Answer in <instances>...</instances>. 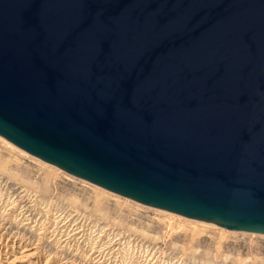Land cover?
<instances>
[{
	"label": "water",
	"instance_id": "1",
	"mask_svg": "<svg viewBox=\"0 0 264 264\" xmlns=\"http://www.w3.org/2000/svg\"><path fill=\"white\" fill-rule=\"evenodd\" d=\"M0 135L141 204L264 234V0H0Z\"/></svg>",
	"mask_w": 264,
	"mask_h": 264
},
{
	"label": "rangeland",
	"instance_id": "2",
	"mask_svg": "<svg viewBox=\"0 0 264 264\" xmlns=\"http://www.w3.org/2000/svg\"><path fill=\"white\" fill-rule=\"evenodd\" d=\"M25 206L32 209L37 226L23 223ZM4 217L14 226L11 232L19 229L25 235H1L0 229L1 264H56L67 255L86 264H264V234L229 230L141 204L0 135V223ZM57 225L64 233L82 236L62 241L53 231ZM99 248L103 256L97 255Z\"/></svg>",
	"mask_w": 264,
	"mask_h": 264
},
{
	"label": "bare ground",
	"instance_id": "3",
	"mask_svg": "<svg viewBox=\"0 0 264 264\" xmlns=\"http://www.w3.org/2000/svg\"><path fill=\"white\" fill-rule=\"evenodd\" d=\"M21 186V185H20ZM11 187H13V186H11ZM15 187V186H14ZM20 188V187H19ZM23 188V187H22ZM101 188V187H100ZM16 189V188H15ZM27 192V191H26ZM20 193V192H19ZM23 193V192H22ZM20 195V194H19ZM16 198V197H15ZM28 199V198H27ZM9 200V199H8ZM32 200V199H31ZM13 203V202H12ZM20 203V202H19ZM18 203V204H19ZM28 203V202H27ZM6 204V203H5ZM13 205V204H12ZM15 205V204H14ZM11 206V205H10ZM9 206V207H10ZM23 206V205H22ZM8 207V206H7ZM13 208H14V206H13ZM22 208V207H21ZM36 208V207H35ZM3 210V209H2ZM7 210V209H6ZM32 209L30 208V206H25L24 207V211H23V214L22 215H24V218H23V223L24 224H29L30 226H37V221H35L34 222V224H33V221H34V219H33V216H32V211H31ZM21 211H22V209H21ZM34 211V210H33ZM20 212V211H19ZM26 214H25V213ZM27 212H29V213H27ZM18 215V214H17ZM63 215V214H62ZM72 216V215H71ZM7 217V216H6ZM6 217H4V219H3V221L0 223V229H4V231H3V234H1V235H4V233H8V232H10L11 234L10 235H25L24 233H21V231L18 229V230H16V231H12L11 232V229L14 227L13 225H12V222H10V220L8 219V218H6ZM38 217V216H37ZM36 217V218H37ZM13 218V217H12ZM11 218V219H12ZM41 218V217H40ZM18 219V218H17ZM22 220V219H21ZM44 220V219H43ZM42 222V221H41ZM54 222H56V221H54ZM204 222V221H203ZM18 223V222H17ZM21 223V222H20ZM44 223V222H43ZM47 223V222H46ZM45 223V224H46ZM205 223H208V224H211V223H209V222H205ZM42 224V223H41ZM213 224V223H212ZM21 225V224H20ZM44 225V224H43ZM39 226V225H38ZM40 227V226H39ZM37 228V229H40V228ZM82 227V226H81ZM45 227H43L42 226V229H44ZM50 229H52V228H50ZM67 230V229H66ZM54 233L55 234H61L60 235V237L59 238H62V241L64 240H67V241H70L71 239H73V238H79V237H81V236H78V237H76L77 235H73L75 232H73V233H70V231H68V232H66V233H64V229L62 230V227H61V229H59V226L57 225L56 226V228L54 227ZM26 232V231H25ZM52 232V231H51ZM2 233V232H1ZM38 233H40V231H38ZM76 233H78V231H76ZM41 235V234H40ZM51 236V235H50ZM72 236H74V237H72ZM48 238V237H47ZM15 242H13V244H14ZM12 244V245H13ZM8 245V244H7ZM19 246V245H18ZM26 246V245H25ZM103 246V245H102ZM34 247V246H33ZM63 248V247H62ZM104 248V247H103ZM46 249V248H45ZM94 249V248H93ZM25 250V249H24ZM95 251H98L99 253L97 254L98 256H103L104 255V250L103 249H95ZM113 251V250H112ZM1 252H2V249H1V251H0V257H1ZM68 256V255H67ZM67 256H65V257H63L61 260H59V261H57L56 262V264H86V262L84 261V262H82V263H79V262H77L76 261V259L75 258H73V257H67ZM2 259V258H1ZM106 259V258H105ZM114 259V258H113ZM122 259V258H121ZM150 259V258H149ZM46 262H47V260L45 261V263L44 264H46ZM2 262L0 261V264H1ZM7 263H9V261H7ZM130 263V262H129Z\"/></svg>",
	"mask_w": 264,
	"mask_h": 264
}]
</instances>
